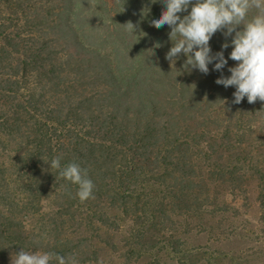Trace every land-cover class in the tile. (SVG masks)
<instances>
[{
  "label": "trees",
  "instance_id": "trees-1",
  "mask_svg": "<svg viewBox=\"0 0 264 264\" xmlns=\"http://www.w3.org/2000/svg\"><path fill=\"white\" fill-rule=\"evenodd\" d=\"M39 1L17 2L23 14H13L14 9L12 15L0 14V48L3 52L9 46L22 50L10 56V62L18 60V70L24 72L23 76L21 72L13 75L0 65V100L5 103H0V133L8 138L15 134L22 137L12 161L0 163V205L9 211L7 217L0 216V244L6 239L12 245L14 240L8 238L16 237L21 238L18 241L22 248L43 243L49 252L68 257L75 255V250L69 252L71 246L81 247L84 243L82 253L88 256L76 260L78 264H93L90 261L97 259L96 252L94 257L89 254L93 244L99 248L105 242L131 261L141 259L145 251L157 248L158 242L164 240L169 249L189 257L193 251L186 250L185 241L174 234L180 222L176 216L182 217L180 225L189 234L194 226L188 217L229 210V202L220 201L216 193H248L249 183L255 180L264 209V101L250 104L245 97L235 104V88L215 82L221 74L230 76L228 68L237 63L229 59L231 51L226 53L227 49L220 46L226 42L221 31L213 35L209 44L213 55L215 47L225 52L228 64L222 73L213 70L215 62L209 65L206 75L190 66L186 69L187 57L182 54L172 65L165 58L172 47L169 35L166 40L157 37V45L167 50L164 54H141L136 61L119 66L110 58L97 68L90 64L91 58H64L60 50L50 49L54 39L23 35V31L34 28L30 19L26 25H19L21 18L30 13L27 8L31 4L36 6L31 12L38 13L35 23H43ZM119 2L118 11L129 9V15L123 21L121 17L116 19V31L121 28L120 34L135 40L133 44L147 39L149 34L155 35L157 28L150 21L160 18L164 10L161 0ZM77 12L81 14L82 10ZM255 14L256 10H251L247 19ZM129 21L137 26L135 35L124 26ZM242 28L238 26L237 30ZM83 30L86 33L79 39L92 40L91 49L101 53L100 46L105 44L101 31L93 38V29ZM126 39L120 37L121 46ZM56 157H61L62 168L75 162L87 169L95 187L92 198L81 202L73 193L78 186L61 181L64 193L59 194L64 200L53 214L55 229L61 230L63 219H73V210L78 209L85 215L76 223L87 230L74 240L46 242L44 237L22 234L23 224L18 219L22 213L16 216L15 208L41 210L39 186L27 179V167L34 168L37 179L43 176L44 169L56 178L59 170L50 167ZM56 186H60L58 181ZM16 187L32 194L31 200L13 203L9 193H14ZM113 208H121L122 212H108ZM48 218L44 214L39 220ZM123 220L132 225V244L126 251L116 242L115 233ZM168 227L173 231L167 232ZM180 261L186 264L185 259ZM51 263L57 261L53 259ZM147 264L160 263L155 260Z\"/></svg>",
  "mask_w": 264,
  "mask_h": 264
},
{
  "label": "rangeland",
  "instance_id": "rangeland-1",
  "mask_svg": "<svg viewBox=\"0 0 264 264\" xmlns=\"http://www.w3.org/2000/svg\"><path fill=\"white\" fill-rule=\"evenodd\" d=\"M12 1L14 4L9 3L7 0H0V14L12 15V9H14L13 14L20 15L25 13L21 12L22 7L19 8L17 5V2L21 0ZM119 1L120 0H40V14L43 16V23H35L34 19H39L38 13L31 12L36 8L35 5L31 4L30 8L24 6V8L31 10L26 17L21 18L19 25H22L24 22L26 25L27 20L30 19L34 28L32 30L23 31L24 36L32 34L36 36L39 35L42 39H54V41H51L50 43L52 46L50 49H56V51L60 50V55L64 58L71 55L85 56L86 59L91 58L92 63L90 64L97 68H101V64H105V61L109 62L110 58L114 61L115 65L119 66V63L136 61L141 54L150 55L153 52L156 54H164L167 52L166 48L157 47V44L160 43V41L157 40V37L162 36L166 40L169 35L170 28L167 25L159 28V30L156 29L155 35L149 34L145 37L147 39L139 40L138 43L134 44L132 41L135 42V40L131 37L120 34L121 28L116 31L118 26H116V19L121 17L120 20L123 21V18L128 19L129 15V9H126L125 12V8L120 12L118 11L120 6ZM128 1L129 0H125V3L128 4ZM122 2H124V0H122ZM193 2H195V0H193ZM189 7L191 9V5ZM128 8H131V6H128ZM79 10H82L81 14H78L77 11ZM84 27L94 30L92 33L93 38L96 34L100 33L99 31H101V34L105 39L104 46H100L101 53L91 49L93 47L92 43H94L92 40L82 37L85 40L82 42L79 39V35L81 36L86 33L83 30ZM76 32H78V34ZM148 32L149 30L146 33ZM141 33L143 32L140 31L139 34ZM221 36L222 34L220 37ZM120 37L127 38L125 41H127L130 46H126L127 42L124 44L123 41L124 46H121L122 44L119 43ZM16 42L17 41L13 43ZM227 42L230 46L227 48L226 53L232 51L230 41ZM221 45L223 44L220 43V46ZM215 48L216 52H219L218 48ZM21 51L22 50L14 49L9 46L6 51L3 52L0 48V65L2 67L5 66V70H3L4 72H9L13 75L17 72H21V70H18V66L20 65L18 60L10 62V56L18 55ZM181 54L183 56V53ZM181 58L183 59V57ZM116 59H119L120 61ZM231 62L235 63L236 61L231 60ZM0 74L2 75V73ZM23 75L24 72H21L20 76ZM2 102L3 101L0 100L1 104H5ZM20 140H22L20 134H15V137L8 138L3 135V132L0 133V163L7 164L12 161V157L16 152L15 149L19 148L18 143ZM16 165L22 164L17 163ZM44 170L43 176L37 179L35 178L34 168L27 167L28 175H26V177L30 182H33L34 185L39 186L42 203L40 204L41 210L30 208L22 210L20 207L15 208V210H17L16 216L22 213L18 216L19 221L23 224L21 227L23 230L22 234L30 235L33 238L44 237L46 242L52 241L53 239H62L65 241L72 238V240H74L82 235L83 230H87V228L80 229V225L76 223L77 219H79L80 216L85 215V213L81 214L82 210L77 209V211H75L74 209V218H67L68 220H64V218L63 222L65 223L63 228L61 230L55 229L53 214L56 212L55 210L60 203L64 200V198L60 197L59 193H64L61 181L66 179L61 178L59 174L56 178H53L49 174L50 171L45 172ZM57 181L60 183V186H56ZM57 188L59 190L56 193ZM9 194L13 203L14 201L21 203L25 200L23 204H26L33 197L32 194H29L22 189L17 190V187L14 193ZM216 194H220L218 198L221 199L220 201L229 202V210L225 213H204L203 216H198V218L195 216V218L189 219L188 217V220L194 226L189 234L188 232H185L183 225H180L182 217L176 216L179 217L177 220L180 222L175 225L178 230L174 234L181 236L180 238L185 241L184 247L186 250L193 251L191 254L192 256L187 254L189 257L186 255L181 257L179 254L175 253L172 248L169 249L164 240H162L161 242L157 241L160 245L157 248L145 251L141 259H133L129 261L122 254L123 252L113 251V248L110 249L105 242H101L99 248L94 244L90 247V256L94 257L95 252L97 254V259L90 262H93V264H147L157 260L160 264H184V262L182 263L180 261L181 258H183L186 260V264H264V209L261 207L258 199L259 193L257 192L256 180L249 183L248 193L236 190L235 193L228 192ZM120 209H108V212L116 215L122 212ZM34 212L38 213L34 214ZM70 212L71 210L67 215ZM44 214H47L49 218L40 221V217ZM7 215H9V211L6 206L0 205V216L7 217ZM130 223L131 222H125L123 220L120 229L115 232L117 234L116 242H119L121 247H123L122 251H126L132 244V225H130ZM96 225H100V223L96 222ZM58 230L60 231L58 232ZM172 231L173 228L168 227L167 232ZM18 239L21 238H8V240H14L12 245H15V247L13 248L8 247L12 245L6 241V239L1 240L0 264H11V258L14 259L15 253L19 252L22 248V246L19 245ZM83 246L84 243L81 244V247L71 246L69 252L75 250L74 256L76 258L72 254L71 256L78 260L87 257L88 254L84 255V253H82ZM64 247L65 246H59L61 249H64ZM97 248L99 252L96 251ZM22 249L28 252H49L50 250H46L43 243L38 246H26V248ZM50 264H52L51 261Z\"/></svg>",
  "mask_w": 264,
  "mask_h": 264
},
{
  "label": "clouds",
  "instance_id": "clouds-1",
  "mask_svg": "<svg viewBox=\"0 0 264 264\" xmlns=\"http://www.w3.org/2000/svg\"><path fill=\"white\" fill-rule=\"evenodd\" d=\"M157 0H152L156 3ZM164 10L159 19H153L151 26L159 29L165 25L170 28L169 39L172 47L166 53V59L175 65L176 59L183 53L187 59L184 67L197 69L203 74L213 70L223 72L228 64L224 52L214 55L210 40L217 31L226 38L222 49L230 45L229 59L236 61V66L228 68L230 76H221L215 81L225 88L234 87L233 103L239 104L244 98L248 103L264 101V0H161ZM191 9L189 11V6ZM255 9L251 19L248 14ZM181 13H187L181 16ZM242 30H237L238 26ZM126 30L135 35L136 25L131 21L124 24ZM159 47V45H157ZM225 103V101H223ZM61 157L51 160L50 167L59 170V176L78 186L77 196L81 202L93 196L94 183L88 176V170L78 163L71 162L61 167ZM55 259L57 264H78L72 256H61L53 252H28L20 249L11 258V264H50Z\"/></svg>",
  "mask_w": 264,
  "mask_h": 264
}]
</instances>
